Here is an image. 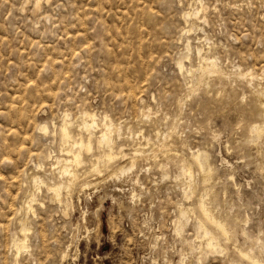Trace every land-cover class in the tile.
<instances>
[{"label": "rangeland", "instance_id": "1", "mask_svg": "<svg viewBox=\"0 0 264 264\" xmlns=\"http://www.w3.org/2000/svg\"><path fill=\"white\" fill-rule=\"evenodd\" d=\"M37 1L0 0V264H264V0ZM85 111L139 160L59 203L33 177Z\"/></svg>", "mask_w": 264, "mask_h": 264}, {"label": "bare ground", "instance_id": "2", "mask_svg": "<svg viewBox=\"0 0 264 264\" xmlns=\"http://www.w3.org/2000/svg\"><path fill=\"white\" fill-rule=\"evenodd\" d=\"M37 1V0H36ZM40 1V0H38ZM37 1V2H38ZM203 1V0H202ZM48 2V1H47ZM202 3V2H200ZM199 3V5H200ZM39 4V3H38ZM41 5V3H40ZM204 5V4H203ZM37 6V5H36ZM197 8V7H196ZM205 8V7H204ZM201 11V10H200ZM195 12V11H194ZM198 12V11H197ZM192 13V12H191ZM186 15V14H185ZM195 15V14H194ZM193 13L192 16L194 17ZM191 17V16H190ZM196 17V16H195ZM191 19V18H190ZM199 20V19H197ZM204 20V19H202ZM206 20V19H205ZM186 21V20H185ZM188 29V28H187ZM192 32L191 29L187 30V34L189 32ZM183 33H185V30H183ZM182 33V34H183ZM190 44V42H188ZM197 48V47H196ZM198 54L199 56H201V58L206 61V62H210L209 58L207 59L204 55V51L201 48H198ZM200 59V58H199ZM200 61V60H199ZM214 61V60H213ZM183 61L180 62L181 67L183 66L184 63H182ZM215 64V63H214ZM216 67V65H213ZM199 67V66H198ZM203 67V66H202ZM205 67V66H204ZM213 69V68H212ZM190 71L192 72V70L190 69ZM208 71V70H207ZM201 74V73H200ZM251 74V73H250ZM191 75V73H190ZM248 75V74H246ZM244 77V76H243ZM245 78V77H244ZM257 78V76H256ZM252 82L255 79L252 76ZM251 83V82H250ZM255 89V88H254ZM260 106V105H259ZM263 106V105H262ZM263 110V109H262ZM81 115V114H80ZM99 115V114H98ZM67 119H69V114L66 115ZM149 116V115H148ZM65 117V116H64ZM84 120L85 121V127L87 130L86 133L88 134V136H86V138H84L81 133H78V136L74 135L70 129V124L68 121L64 122V124L61 127V131H62V135H63V143L66 144V146H69L68 148H61L62 149V155H66L67 158H62V157H56V162H57V168H60L58 170L59 174H60V179L57 182H53V185H49L48 182L45 180V178H43L42 176L36 174L33 177V185L35 186V188L37 190H41L42 187H46V189L48 191L52 190L55 192V199L56 201H58L59 203L63 202V193H67V196H71L73 193V189L75 183L77 184V179L79 178V174L77 172V168L81 167L82 165H87L88 168H86L85 172H83V174L85 173H93L94 175H103L104 172H109L110 175L109 177H111L113 180L114 178L118 179H122V177L124 176H129L130 173H132V171L134 170V168L137 165V162L139 159H137V157L139 156V152L135 151L134 156H129V158H127V153H124L123 148L118 149L117 153L118 154H114V150L116 148V144L114 141V128H113V124H112V120L109 118V115H104L102 118L105 121H109V123H104L105 128L100 130V134L99 135H94L95 133H93V130L95 131V128L99 127V119L101 120V118L98 119V116L96 113L91 112V111H85L84 112ZM263 117V116H261ZM102 120V121H103ZM114 122V121H113ZM83 124V125H84ZM102 124V123H101ZM82 126V125H81ZM103 126V125H102ZM259 126V125H258ZM261 126V125H260ZM72 128V127H71ZM82 128V127H81ZM117 128V127H115ZM83 129V128H82ZM98 129V128H97ZM99 130V129H98ZM39 131L42 134H47L49 132V127L48 126H40L39 127ZM120 132V131H119ZM77 132H75L76 134ZM120 135V134H119ZM145 137V136H144ZM147 140V139H146ZM121 147V146H120ZM136 149V148H135ZM138 149V148H137ZM84 154H93V158L89 159L88 161H86L84 159ZM132 154V153H131ZM130 154V155H131ZM50 156V155H49ZM51 158V157H50ZM129 159V161L125 164V165H121L118 166L117 168H114V163L118 160V159ZM35 164V163H34ZM45 167V165L41 162L36 164V169L37 171H42L43 168ZM56 168V167H55ZM54 168V169H55ZM76 168V169H75ZM79 170V169H78ZM57 172V173H58ZM84 174V175H85ZM81 175V174H80ZM191 175V174H190ZM89 176V175H88ZM87 176V177H88ZM105 176V175H104ZM115 179V180H116ZM50 181V180H49ZM79 181V180H78ZM119 181V180H118ZM79 183V182H78ZM88 183V182H87ZM105 183V182H104ZM92 184H86L84 186V189H89L91 187ZM83 186V185H82ZM94 186H97L96 184H94ZM83 188V187H82ZM97 188V187H96ZM83 189V190H84ZM75 190V189H74ZM84 192V191H83ZM133 196H136V193H133ZM137 197V196H136ZM68 198V197H66ZM70 198V197H69ZM35 201H37L36 195L34 194L31 198H29L28 200H26L25 202V210L27 211L28 214L30 213H34V203ZM24 202V201H23ZM69 204H71V202H68ZM22 207V206H21ZM24 208V207H23ZM208 208V207H207ZM206 209V208H205ZM201 212V211H200ZM65 214H67L66 212H64ZM201 214V213H200ZM202 217L204 218V220H206V222H211L212 224H216V225H220L219 227H223L225 225V223H223L222 221H220L218 218H216L209 210H204ZM202 218V219H203ZM201 219V220H202ZM205 222V221H204ZM224 224V225H223ZM207 225V224H206ZM215 225V226H216ZM212 226V225H211ZM221 227V228H222ZM214 229V227L212 228ZM30 227H28V225L26 224V222H24L23 224V228H22V233L26 236L25 241H18V242H14V246L17 249V253L18 255L25 249L28 248V244L26 243L27 241V233L29 232ZM224 230V228H223ZM227 230V227L226 229ZM216 231V230H215ZM217 232V231H216ZM225 232V231H224ZM212 234V233H211ZM210 235V234H209ZM209 243V242H208ZM210 244V243H209ZM212 244V243H211ZM210 244V246H212ZM209 246V245H208ZM214 247V246H213ZM213 252V251H212ZM242 252V251H241ZM245 252V251H244ZM243 255H245L243 253ZM250 254L248 253V256L251 260H253V262H256L257 260H255L256 258H253L252 256H249ZM259 262V260H258Z\"/></svg>", "mask_w": 264, "mask_h": 264}]
</instances>
